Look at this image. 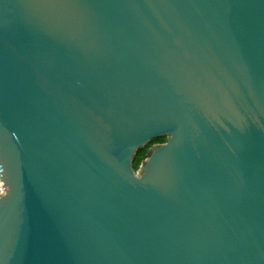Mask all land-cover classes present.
<instances>
[{"label":"water","instance_id":"95a60500","mask_svg":"<svg viewBox=\"0 0 264 264\" xmlns=\"http://www.w3.org/2000/svg\"><path fill=\"white\" fill-rule=\"evenodd\" d=\"M0 178V264H264V0H0Z\"/></svg>","mask_w":264,"mask_h":264},{"label":"trees","instance_id":"16d2710c","mask_svg":"<svg viewBox=\"0 0 264 264\" xmlns=\"http://www.w3.org/2000/svg\"><path fill=\"white\" fill-rule=\"evenodd\" d=\"M164 139H165V137L154 139V140L162 142V141H164ZM148 151H149V147L148 148L145 147V148H142V149H139V150L135 151L133 162H132V166H133L134 169H136V167L139 165V163L148 154Z\"/></svg>","mask_w":264,"mask_h":264},{"label":"built area","instance_id":"2783aa9c","mask_svg":"<svg viewBox=\"0 0 264 264\" xmlns=\"http://www.w3.org/2000/svg\"><path fill=\"white\" fill-rule=\"evenodd\" d=\"M5 192V187L1 181V178H0V195H2L3 193Z\"/></svg>","mask_w":264,"mask_h":264},{"label":"rangeland","instance_id":"374dc122","mask_svg":"<svg viewBox=\"0 0 264 264\" xmlns=\"http://www.w3.org/2000/svg\"><path fill=\"white\" fill-rule=\"evenodd\" d=\"M156 143H159V141H157V140H150V141H148V147H150L151 145L156 144ZM148 147H146V148H148Z\"/></svg>","mask_w":264,"mask_h":264}]
</instances>
